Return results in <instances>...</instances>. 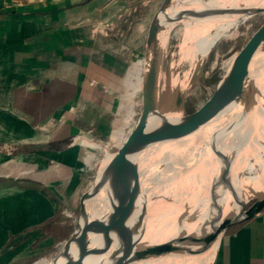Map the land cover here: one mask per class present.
Wrapping results in <instances>:
<instances>
[{"label":"crops","instance_id":"obj_1","mask_svg":"<svg viewBox=\"0 0 264 264\" xmlns=\"http://www.w3.org/2000/svg\"><path fill=\"white\" fill-rule=\"evenodd\" d=\"M144 5L0 0V185L55 182L70 174L64 140L107 135L125 76L143 56ZM208 264H264V208L228 226Z\"/></svg>","mask_w":264,"mask_h":264},{"label":"bare ground","instance_id":"obj_2","mask_svg":"<svg viewBox=\"0 0 264 264\" xmlns=\"http://www.w3.org/2000/svg\"><path fill=\"white\" fill-rule=\"evenodd\" d=\"M179 3L180 13L176 12L175 3L163 17L160 59L169 30L184 14L189 19L181 22L193 37L194 50L203 48L211 38L226 37L238 20L264 0H180ZM260 52L264 48L257 50L249 70L250 86L256 96L264 91V53L259 58ZM142 70L143 63L139 62L140 80ZM130 86L134 90L141 87L136 81ZM186 86L174 78L171 95H182ZM158 89L150 128H157L180 114L166 105L160 81ZM255 99L254 108L247 103L189 135L159 143L146 150L135 163L106 177L111 189H102L95 198V216L97 220L101 214L105 216L102 223L105 229L110 226L109 215L120 217V221L115 220L111 239L108 234L99 233L100 225L96 224L95 246L100 256L84 264H100L113 253L130 255L166 243L170 245L162 253L133 264H208L220 239L215 232L225 220L242 211L259 182L255 178L264 177V97ZM133 106V103L129 106L128 119L134 114ZM124 125L127 121L121 129ZM244 169L256 170L248 176L251 183L242 177ZM262 194L264 190L255 197ZM122 219L127 224L124 230ZM55 262L43 260L40 264Z\"/></svg>","mask_w":264,"mask_h":264},{"label":"rangeland","instance_id":"obj_3","mask_svg":"<svg viewBox=\"0 0 264 264\" xmlns=\"http://www.w3.org/2000/svg\"><path fill=\"white\" fill-rule=\"evenodd\" d=\"M142 1L145 2L146 17L149 21L162 0ZM179 2L180 0L175 4L178 13L181 12L177 10L180 8ZM246 16L230 28L226 37L211 38L203 48H194V50L193 37L188 31L186 32L181 22L188 20V15L180 18L179 22L169 30L165 46L161 50L158 78L168 108H175L179 115H183L197 108L210 95L222 74L225 60L240 47L263 19V15L253 18ZM143 38L140 41V53H143L145 41ZM263 48L264 41L258 50ZM262 53L264 52H260L259 58ZM139 62L143 63V56L139 58ZM139 62H134L133 68L131 66L125 76L124 85L118 93L117 104L111 109L113 122L107 135L93 136L90 132L81 134L76 132L77 134L64 140L65 147L60 155L64 156L63 159L68 157L66 162L70 164L68 170L70 174L52 183H37L28 191H25L28 187L27 182L25 180L18 182L15 177L12 178V183L0 185V264H40L43 260L50 261L59 251L72 229L77 197L92 178L93 170L89 166L98 160L105 150L113 148L120 137L127 134L138 116L141 106V87L134 90L130 85L135 81L141 85L142 79L140 80L138 75ZM174 78L180 79L183 85L187 84L179 104L176 103V93L171 95V82ZM263 92H258L256 96L255 90L251 88L247 103L254 108L257 105L255 98L263 99ZM131 103L134 104V114L128 119L127 113ZM125 121L127 125H124L122 130L121 126ZM77 138L79 139L75 142ZM227 139L224 138L225 141ZM46 160V165L51 163L50 160ZM255 173V169H244L242 177L251 183L248 178ZM255 181L259 182L254 187L253 195L247 199L242 208H246L255 199L264 195L255 197L264 190V177L261 179L256 177ZM96 212L97 210H94V213ZM98 218L101 226L104 227L102 223L105 216L101 214ZM115 220L119 221V218L115 219L114 216L109 215L110 226L104 228L106 235H109L108 239L112 238L110 233ZM123 227L126 228L127 225Z\"/></svg>","mask_w":264,"mask_h":264},{"label":"water","instance_id":"obj_4","mask_svg":"<svg viewBox=\"0 0 264 264\" xmlns=\"http://www.w3.org/2000/svg\"><path fill=\"white\" fill-rule=\"evenodd\" d=\"M177 1L162 0L150 19L143 48L141 106L138 116L124 138L118 141L113 148L105 150L101 157L89 166L93 170V175L89 184L80 191L77 197L72 229L50 262L84 264L86 260L100 256L95 246V233L98 230L99 233L106 232L99 223L100 220L96 219L93 205L102 189L108 191L111 189L109 182L106 183V177H112L111 175L119 169L138 161L149 148L189 135L247 104L251 90L250 63L264 41V3L250 9L249 18L263 15V19L240 47L225 60L222 74L210 95L197 108L176 116L157 128H150V118L156 110L158 98V78L161 65L159 36L163 30V17ZM182 17H185V14ZM181 100L182 95L177 93L176 103L179 104ZM30 147L37 149L48 147V145L42 143ZM263 208L264 195L243 208L238 215L225 220L215 232L216 236H221L228 226L251 218ZM121 221H123L122 229L124 230L127 228L123 227L126 220ZM96 224L100 225V229L96 230ZM168 245L170 244H161L148 251L130 255L113 253L100 264H133L162 253Z\"/></svg>","mask_w":264,"mask_h":264},{"label":"built area","instance_id":"obj_5","mask_svg":"<svg viewBox=\"0 0 264 264\" xmlns=\"http://www.w3.org/2000/svg\"><path fill=\"white\" fill-rule=\"evenodd\" d=\"M94 83H95V80H91V81H90V84H94Z\"/></svg>","mask_w":264,"mask_h":264}]
</instances>
